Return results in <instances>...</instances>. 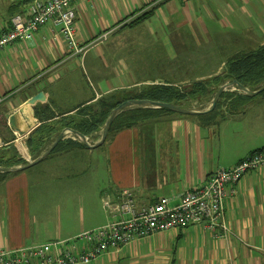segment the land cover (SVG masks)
<instances>
[{"label":"crops","instance_id":"1","mask_svg":"<svg viewBox=\"0 0 264 264\" xmlns=\"http://www.w3.org/2000/svg\"><path fill=\"white\" fill-rule=\"evenodd\" d=\"M17 1L0 0V35L10 29L7 11ZM75 9L82 53L70 48L53 24L42 26L33 40L0 51V136L6 145L27 146L47 111L54 120L81 119L86 113L81 111L115 91L155 85L190 91L222 76L231 56L264 45V0H80ZM148 12L146 20L131 25ZM221 87L209 86L214 93L195 102L182 101L179 107L190 114L166 113L113 132L100 146L108 162L105 190L100 162L86 165L80 159L100 147L77 145L1 181L0 250L72 240L103 227L112 220L103 209L105 193L116 202L129 190L139 207L164 198L179 205L187 191L205 184L219 168H234L264 149V95L245 106L229 99L212 120L195 117L212 112ZM234 88L222 95L245 94ZM40 93L43 98L33 105L37 126L20 137L6 116ZM67 131H61L63 139H74ZM101 133L89 142H99ZM69 169L80 175L71 181ZM236 189L237 196L226 201V237L203 226L160 232L91 264H264V168L247 174ZM147 255L155 257L152 263L142 261Z\"/></svg>","mask_w":264,"mask_h":264},{"label":"built area","instance_id":"2","mask_svg":"<svg viewBox=\"0 0 264 264\" xmlns=\"http://www.w3.org/2000/svg\"><path fill=\"white\" fill-rule=\"evenodd\" d=\"M78 1L34 0L24 14L12 18L11 29L0 35V51L18 41L33 40L42 26L53 24L60 27L70 48L82 53L85 47H79L75 38V4ZM107 36L104 35L102 40ZM66 134L71 133L68 130ZM15 144L20 153L18 142ZM5 146L0 136V149ZM261 168H264V149L252 152L234 168H219L208 177L205 184L187 191L176 207H170L167 198L139 207L129 190H122L116 202V199L103 195V206L113 219L107 225L82 233L72 240L17 250H0V264H91L110 250H120L156 233L184 230L191 226H203L214 232L215 237H226L229 232L225 220L226 201L229 197L237 196L236 187L247 174ZM218 230L223 232V236L217 233ZM80 244L84 247H80Z\"/></svg>","mask_w":264,"mask_h":264},{"label":"trees","instance_id":"3","mask_svg":"<svg viewBox=\"0 0 264 264\" xmlns=\"http://www.w3.org/2000/svg\"><path fill=\"white\" fill-rule=\"evenodd\" d=\"M33 1L34 0H19L11 4L7 11L8 19L11 21L16 15L24 14ZM151 14L152 12H148L142 15L131 25L146 20ZM235 81L252 92H256L264 85V45L254 51L231 56L226 62L225 73L222 76L214 77L209 81L203 82L204 84L201 85H194V88L190 91H187V89L185 91H180L177 87L168 85H155L140 90L115 91L110 95L103 96L94 106L89 107V109L84 110L83 112L80 110L81 113L86 112L83 115L85 117H81V119L67 116L61 120L58 119V121L54 120L56 117L52 112L47 111L45 112L44 117H41L40 121L42 124L27 139V147L29 148V153L34 161L55 143L56 138H58L63 130L77 132L86 138L94 137L101 132L103 133V129L110 118L112 111L125 102L149 101L151 102L150 104L159 102L180 106L179 104L184 100L194 99L197 96H204L206 93L213 94V91L209 92V86H215L217 88ZM263 95L264 92L257 96L241 94L239 92L224 93V95L220 97L215 109L208 116L199 115L195 117L200 120H212L217 118L219 110H221L229 99L235 98L234 100H238L243 106H245L252 100ZM166 113H172V111L165 108H154L152 105L135 106L133 108L125 109L114 119L107 139L115 131L140 127L148 121L158 118ZM76 145L86 147V145L79 140L71 138L63 139L50 154H54L60 150L74 148ZM16 149L17 148L11 144L0 149V168H14L28 164L26 160L20 158ZM13 174L15 173H0V182L8 179L9 176ZM103 254H101L100 257Z\"/></svg>","mask_w":264,"mask_h":264},{"label":"water","instance_id":"4","mask_svg":"<svg viewBox=\"0 0 264 264\" xmlns=\"http://www.w3.org/2000/svg\"><path fill=\"white\" fill-rule=\"evenodd\" d=\"M232 87H237L241 91H243V93H245L247 95H251V96H257L260 93L264 92V85L259 90H257L256 92H252L249 89L243 87L241 84H239L236 81L232 82V83H227L219 89L215 99L213 100L212 107L209 111H213L215 109V107H216L221 95L223 94V92L229 88H232ZM41 98H43V94L40 93V94L36 95L35 97L31 98L29 101H27L18 110H16L13 113H10L8 116H6L7 119H9L10 128L14 132H17L20 137H25L26 135L30 134L36 128L37 123L34 120L33 105ZM150 103L151 102H149V101H129V102H125V103L121 104L120 106H118L115 110L112 111L110 118L106 122V125L103 129V134H102L101 140L95 144H92V145L89 144L87 138L85 136L77 133V132H74V131H69V132L78 136L82 140V143L85 144L88 148H98L102 144L105 143V141H106V139L110 133L114 119L117 117V115L120 112H122L125 109L133 108L135 106L152 105L153 107L158 108V109L159 108H165V109H168L172 112H180L183 114H190L189 111H186V110L180 108L179 106H177L175 104H166V103H159V102H154L153 104H150ZM20 118H21V123H20ZM64 134H65V132H64ZM64 134L63 133L60 134V136L57 138L55 143L47 151H45L38 159L29 162L25 166H18V167H14V168H0V173H5V172L18 173V172H21L23 170H27V169L31 168L32 166L38 164L44 158H46L57 147V145L60 143V141L63 140Z\"/></svg>","mask_w":264,"mask_h":264},{"label":"rangeland","instance_id":"5","mask_svg":"<svg viewBox=\"0 0 264 264\" xmlns=\"http://www.w3.org/2000/svg\"><path fill=\"white\" fill-rule=\"evenodd\" d=\"M199 73H201V72H199ZM88 80L89 81H91V77L90 78H88ZM234 88V87H233ZM232 88H230V89H228V90H231ZM235 90H236V88H234ZM234 92H237V91H234ZM228 93H230V92H228ZM190 100H195V99H190ZM196 101V100H195ZM195 101H193V102H195ZM191 105H192V102H191ZM194 107H203V109H207L209 106H207V105H205V106H200V104H196ZM102 134L103 133H101V137L100 138H102ZM73 138H75L76 140H79L80 141V139L78 138V137H73ZM99 138V139H100ZM91 141H93L92 142V144L94 143L95 144V142H98V140L95 138V139H93V140H91ZM100 141V140H99ZM18 147H19V151H20V153H19V155H20V158H22V159H24V160H26L28 163L29 162H31V161H33V159H32V157H31V155H30V151H29V148L26 146V144H24V143H20L19 145H18ZM23 148H24V150L26 151H24L23 150ZM105 147H100L99 149H97L96 151H94V153H93V155L92 156H90V157H86V156H81L80 157V159L82 160V162H84V164H86V165H88L89 164V161L91 162L90 164L91 165H94V166H98V161L100 162V164H101V166H102V179H103V181L101 180V184H102V189L103 190H105L106 189V187H105V185H104V183L106 182V180H104L105 178H106V176H107V168H108V162H107V159H106V157H105V155H104V151H103V149H104ZM61 151V150H60ZM60 151H58V152H60ZM57 153V152H56ZM55 154V153H54ZM69 179L72 181V179H73V177L74 176H76V175H80V173H78L77 171H75V170H73V169H69ZM80 180H79V182L77 183V185H80ZM73 189L75 190L76 189V184H74L73 183ZM111 192H109V193H105L104 195H107V196H109V197H111L112 199H114V196L113 195H111L110 194ZM103 197V196H102ZM136 200V199H135ZM112 201V200H111ZM176 206H178V205H176ZM176 206H173V205H171L170 204V207H176ZM103 209L105 210V212H106V214H107V217L108 218H110L111 216H110V214L107 212V209L105 208V207H103ZM113 220V219H112ZM111 220V221H112ZM111 221H109V222H111ZM108 224V223H107ZM106 224V225H107ZM105 226V225H104ZM103 226V227H104ZM136 242V241H135ZM134 243V242H133ZM80 247H84V245L83 244H80L79 245ZM151 246V245H150ZM148 253V252H147ZM106 253H104L103 255H105ZM102 255V256H103ZM154 255H156L157 257L158 256H160L161 254L160 253H158V252H155L154 253ZM170 255V254H169ZM101 256V257H102ZM100 257V258H101ZM161 257H163V256H161ZM99 258V259H100ZM143 259H142V261H145L146 263H152L153 262V260H154V256L153 255H147V256H145V257H142ZM98 259V260H99ZM94 263V262H93Z\"/></svg>","mask_w":264,"mask_h":264},{"label":"bare ground","instance_id":"6","mask_svg":"<svg viewBox=\"0 0 264 264\" xmlns=\"http://www.w3.org/2000/svg\"><path fill=\"white\" fill-rule=\"evenodd\" d=\"M23 150H24V148H23ZM25 151V150H24ZM26 152V151H25Z\"/></svg>","mask_w":264,"mask_h":264}]
</instances>
